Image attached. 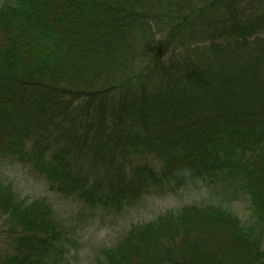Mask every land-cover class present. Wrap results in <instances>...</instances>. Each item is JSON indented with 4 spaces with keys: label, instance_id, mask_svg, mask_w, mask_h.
<instances>
[{
    "label": "trees",
    "instance_id": "obj_1",
    "mask_svg": "<svg viewBox=\"0 0 264 264\" xmlns=\"http://www.w3.org/2000/svg\"><path fill=\"white\" fill-rule=\"evenodd\" d=\"M3 160L106 213L210 192L96 264H264V0H0ZM20 194L0 171V264H63L69 229Z\"/></svg>",
    "mask_w": 264,
    "mask_h": 264
},
{
    "label": "rangeland",
    "instance_id": "obj_2",
    "mask_svg": "<svg viewBox=\"0 0 264 264\" xmlns=\"http://www.w3.org/2000/svg\"><path fill=\"white\" fill-rule=\"evenodd\" d=\"M31 169V165L12 164L7 160L0 164L1 175L15 182L23 198L44 197L69 229L67 233L73 245L63 264H96L100 251L115 244L131 226L149 222L169 210L205 202L210 196L208 190L199 191L191 186L175 194L145 197L140 204L126 207L119 213H106L51 191L42 177ZM232 207L240 216L246 215L243 204Z\"/></svg>",
    "mask_w": 264,
    "mask_h": 264
}]
</instances>
